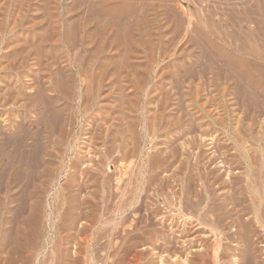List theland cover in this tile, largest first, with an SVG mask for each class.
<instances>
[{"label": "rangeland", "instance_id": "374dc122", "mask_svg": "<svg viewBox=\"0 0 264 264\" xmlns=\"http://www.w3.org/2000/svg\"><path fill=\"white\" fill-rule=\"evenodd\" d=\"M4 135L10 143L8 149L2 146ZM32 152L38 160L31 157ZM0 158V164L7 161L9 168H0V227L9 230L3 235L0 232V245L5 243L2 237L10 245L0 248V264H57L55 257L60 254L69 255L67 259L85 249L56 228H60V216L68 207L62 200L67 198L64 190L70 175L74 176V170L81 174L86 167L92 186L80 199L93 197L92 201L89 198L93 202L97 196L101 201L104 194L116 190L120 178V186L127 182L125 191L130 187L126 192L121 189L127 198L141 190L139 202L145 208L137 218L152 219V223L148 220L138 225L144 230L131 240L134 245L131 241L128 245L135 250L123 244L128 252L122 246L126 233L118 235L121 241L109 236L116 213L106 206L99 209L101 203L99 208L91 206L94 211L87 220L95 221L83 222L94 226L93 230L102 227L107 234L96 246L101 252L94 247L95 261L87 264H201V257L210 260L207 264H232L241 257L238 246L245 245L244 237L240 239L243 229L250 228L264 241V221L257 224L253 220L257 212L264 220V210L260 209L264 208V0H0ZM107 165L110 171L104 170ZM126 171L129 179L123 175ZM102 181L113 188H101ZM232 190L237 192L235 197ZM108 194L104 198H109ZM224 199L234 201L240 213L234 210L227 214L231 202L226 206ZM103 211L101 226L95 217ZM232 213L240 216L236 219ZM136 216H130V225ZM32 217L38 222L35 227L29 223ZM90 234L91 229L84 237ZM158 236L172 244L161 242ZM256 236L252 238L257 245L253 243L254 251L260 248L261 253L254 252V261L249 255L243 264L250 260L264 263V242ZM111 240L118 246L117 253L110 248ZM217 245L219 253L222 249L228 252L226 258L224 251L223 256L213 254ZM175 247L180 248L175 251ZM81 254L77 256L80 260ZM177 256L180 261L175 260ZM83 262L71 264H86Z\"/></svg>", "mask_w": 264, "mask_h": 264}, {"label": "bare ground", "instance_id": "6f19581e", "mask_svg": "<svg viewBox=\"0 0 264 264\" xmlns=\"http://www.w3.org/2000/svg\"><path fill=\"white\" fill-rule=\"evenodd\" d=\"M236 8V7H235ZM261 8V7H260ZM248 12V11H247ZM239 13V12H238ZM189 16V15H188ZM185 17V16H184ZM191 15H190V17L188 18V27H189V30H190V28H191V25H192V21H191ZM195 18V17H194ZM179 28V27H178ZM184 29V28H183ZM178 30V29H177ZM188 34V33H187ZM260 86V85H259ZM254 88H255V86H254ZM224 89V88H223ZM262 89V88H261ZM243 91V90H242ZM258 96V95H257ZM262 97V96H261ZM246 101V100H245ZM56 103H58V102H56ZM215 103V102H214ZM49 107V106H48ZM40 108V107H39ZM47 110H49V109H47ZM261 110V109H260ZM42 111V110H41ZM46 111V110H45ZM252 111V110H251ZM43 112V111H42ZM45 113V112H44ZM258 113V112H257ZM262 113H263V111H262ZM41 114V113H40ZM46 114V113H45ZM56 118V117H55ZM41 123V122H40ZM45 126V125H44ZM107 130V129H106ZM49 133V132H48ZM62 133V132H61ZM13 134V133H12ZM19 134V133H18ZM31 135V134H30ZM51 135V134H50ZM5 136V135H4ZM9 136V135H8ZM27 137V136H26ZM58 137H59V135H58ZM11 138V137H10ZM44 139V138H43ZM14 140V139H13ZM26 140H27V138H26ZM3 141V145L2 146H4V148L6 147L7 149H8V147H9V144L10 143H8V137L7 136H5V138H4V140H2ZM44 141V140H43ZM23 142V141H22ZM13 143V142H12ZM27 143V142H26ZM34 143V142H33ZM61 143V142H60ZM22 145V144H21ZM47 146V145H46ZM28 147V146H27ZM29 148V147H28ZM220 148V147H219ZM52 149V148H51ZM10 150V149H9ZM241 150V149H240ZM262 150V149H261ZM22 152H23V150H22ZM41 152V151H40ZM242 152V151H241ZM244 152V151H243ZM257 152V151H256ZM262 152V151H261ZM13 153V152H12ZM36 153V152H35ZM246 153H247V151H246ZM7 154V153H6ZM25 154H29V152L28 151H26L25 152ZM47 154H50V153H46V155ZM244 155H245V153H243ZM257 154V153H256ZM252 155V154H251ZM263 155V153L261 154V156ZM8 156V155H7ZM7 156H5V157H7ZM14 156V155H13ZM22 156V155H21ZM24 156V155H23ZM28 156V155H27ZM37 155L36 154H34L33 152H32V154H31V157H33V159H37V157H36ZM51 156V155H50ZM106 156V155H105ZM128 156V155H127ZM136 156V155H135ZM257 156H258V154H257ZM9 157V156H8ZM30 157V156H29ZM250 157V156H249ZM22 158V157H21ZM150 158V157H149ZM262 158V157H261ZM3 159V158H2ZM13 159V158H12ZM20 159V158H19ZM64 159V158H63ZM107 159V158H106ZM0 160H1V158H0ZM8 160V159H7ZM24 160H25V157H24ZM38 160V159H37ZM152 160V159H151ZM259 160V159H258ZM261 160V159H260ZM4 161V160H3ZM12 161H14V160H12ZM45 161V160H44ZM82 161V160H81ZM145 161V160H144ZM148 161V160H147ZM168 161V160H167ZM166 161V162H167ZM225 161V160H224ZM7 161H5V163H4V165L2 166V164H0V168L1 167H3V169H5V171H8L9 170V168H8V163H6ZM10 162V161H9ZM15 162V161H14ZM37 162V161H36ZM35 162V163H36ZM41 162V161H40ZM64 162V161H63ZM122 162V161H121ZM150 162V161H149ZM163 162L164 161H162V164H160L161 165V167H163V166H165V164L163 165ZM228 162V161H227ZM11 163H13V162H11ZM18 163V162H17ZM39 163V162H38ZM86 163V162H85ZM99 163V162H98ZM151 163V162H150ZM155 163V162H154ZM156 163H157V161H156ZM159 163V162H158ZM161 163V162H160ZM261 162H259V164H260ZM10 164V163H9ZM43 165H44V163H42ZM76 164H77V162H76ZM79 164V163H78ZM77 164V165H78ZM81 164V163H80ZM130 164H133L132 163V160H131V163ZM134 164H136V163H134ZM133 164V165H134ZM219 164V163H218ZM252 164V163H251ZM264 164V163H263ZM11 165V164H10ZM9 165V166H10ZM18 165V164H17ZM16 165V167L19 169V167ZM19 165H21V163H19ZM23 165V164H22ZM125 165V164H124ZM133 165H132V168H133ZM157 165V164H156ZM156 165L154 166V167H156ZM163 165V166H162ZM166 165H167V163H166ZM224 165H225V163H224ZM73 166H75V164H73ZM82 165H80L79 167L80 168H82L81 167ZM104 166V165H103ZM108 166V165H107ZM137 166V165H136ZM148 166H150V165H148ZM147 166V167H148ZM152 166V165H151ZM252 166V165H251ZM259 166V165H258ZM23 167V166H22ZM25 167V166H24ZM30 167V166H29ZM33 167V166H32ZM35 167V166H34ZM63 167V166H62ZM93 167V166H92ZM106 167V166H105ZM109 167V166H108ZM127 168H128V166H126ZM134 167H135V165H134ZM146 167V168H147ZM159 167V166H158ZM7 168H8V170H7ZM13 168V167H12ZM75 168V167H74ZM78 168V167H77ZM77 168H75V169H77ZM87 168V167H86ZM84 169L83 171H82V173H81V171H79V173H81V174H78V173H76L77 172V170L75 171L74 170V172H75V174H77V175H75L74 174V176L71 174L70 176H71V178H70V183L67 185V188H65V192H67L68 191V194H66V199H64V200H62V201H65V203H66V205L68 206L67 207V209H66V212H62L63 214L60 216V218H61V222H60V224H59V227L60 228H56V230L57 231H59V232H67L69 235V237H68V239H73V240H77L78 241V245L80 246V247H82V246H84V250L87 252V253H85L84 252V250H79V252L77 251V252H75V256H71V257H69V258H67L66 259V257H68V256H64V257H60V255H59V258H58V256L57 257H55L56 258V260H58L61 264H62V262L64 263V262H66L67 261V263H68V261H70V264L73 262V263H78L79 261H84L83 263H88V262H90L93 258H95V257H92V255H94V254H92V252H94L92 249H94L95 250V248L94 247H96L97 245H99V243H100V241L102 240V239H105L104 238V236L103 235H105V234H107V233H103L104 231L103 230H105V229H103L102 227H99V228H95V230H93V227H91V226H89L88 227V225H86L87 223L85 222H83L84 221V219H88V218H90V217H92V215L90 214L91 212L93 213V211L94 210H92L91 209V206H97V208H99L98 207V204L99 203H101V204H103V206L101 205V207L99 208V209H103V208H106V207H108V210L110 211V209L111 210H113V212L114 213H116V215H115V218L113 219V220H111V222L113 221V223H111V224H108V225H111V227H112V229H111V232H109L110 234H109V236L110 237H112V238H115V236H117L118 237V235H120V233L122 232V233H126V234H124L125 236L123 237V239L125 240V242H123L122 243V246H123V244H125V246H128V245H130L129 243H130V241L131 240H136V233L137 232H139V231H143L144 229L143 228H141V227H139L138 225H140V223L142 222V224L143 223H147V221L149 220V217H147V216H144V219H143V217L142 216H140V217H142V218H137L138 217V214L137 213H139V212H142V207H144L143 206V204L142 203H140L139 202V193L141 192V190L139 191V190H137V189H135V190H137V192H134V193H131V191L129 192V193H131L130 195L127 193V195H129L128 196V198L126 197V191H129V189H130V187L128 188V190H126L125 191V189H126V187H123V186H125V184L127 183V182H124L126 179H123L124 181V185L123 186H120V182H122V180L119 178V180H117V184H116V190L115 191H120V194L121 195H119L117 192H115V191H113L112 189V191H110V192H112V193H110V194H108L107 192V194H108V197L109 198H104L105 197V195L107 196V194H101V195H103L102 197H101V201L99 200V201H97V199H99V197H97V196H95V198L93 199V200H95L96 201V203H94L95 201H93V202H91L92 201V198H90V200H89V198H84V199H80V197H82V193L85 191L86 192V190L88 189V188H90L91 189V186L92 185H89V183H88V180H87V178H88V176H87V169ZM112 168V167H111ZM124 168V167H123ZM125 169V170H129V168L128 169ZM132 168H131V171H132ZM137 168V167H136ZM139 168V167H138ZM148 168H150V167H148ZM147 168V169H148ZM157 168V167H156ZM221 168H223V167H221ZM260 168V167H259ZM258 168V169H259ZM261 168H264V167H261ZM10 169H11V167H10ZM15 169V168H14ZM20 169H21V167H20ZM39 169H40V167H39ZM83 169V168H82ZM82 169H80V170H82ZM106 169H108L109 171H110V167L109 168H105L104 170H106ZM152 169V168H151ZM22 170V172H23V169H21ZM41 170V169H40ZM43 170H45L44 168H43ZM56 170V169H55ZM60 170V169H59ZM86 170V171H85ZM90 170H91V168H90ZM102 170V169H101ZM153 170H156L157 171V169H153ZM263 170V172H264V169H262ZM2 171V170H1ZM46 171V170H45ZM95 171V170H94ZM103 171V170H102ZM109 171H107V173H109ZM133 171H135L134 169H133ZM132 171V172H133ZM220 171V170H219ZM258 171V170H257ZM35 172V171H34ZM42 172V171H41ZM47 172V171H46ZM53 172H55V171H53ZM52 172V173H53ZM65 172V171H64ZM104 172V171H103ZM123 172V171H122ZM121 172V173H122ZM145 172V171H144ZM146 172H148V171H146ZM151 172H153V171H151ZM247 172V171H246ZM255 172V171H254ZM253 172V173H254ZM262 172V174H264ZM67 173V172H66ZM137 173V172H136ZM135 173V174H136ZM139 173V172H138ZM154 173V172H153ZM8 174H11L10 172L8 173ZM37 174V173H36ZM35 174V175H36ZM99 174H101L102 175V173H98V176H99ZM112 174V173H111ZM110 174V175H111ZM123 174V173H122ZM121 174V175H122ZM127 174H128V171H126L123 175L126 177L127 176ZM135 174H133V175H135ZM140 174V173H139ZM145 174V173H144ZM147 174V173H146ZM145 174V175H146ZM149 174V173H148ZM151 174V173H150ZM247 174V173H246ZM250 174V173H249ZM259 173H257L256 175H258ZM262 174H260V176L262 175ZM7 175V174H6ZM49 175V174H48ZM60 175V174H59ZM90 175V174H89ZM108 175V174H107ZM122 175V176H123ZM130 175H132V174H130ZM132 175V176H133ZM140 175H142V174H140ZM228 175V174H227ZM1 176V175H0ZM9 176V175H8ZM11 176V175H10ZM41 176V175H40ZM91 176H93V175H90V177L89 178H92ZM97 176V177H98ZM131 176V177H132ZM136 176H139V175H137L136 174ZM209 176V175H208ZM260 176H254L253 175V177H255V178H260ZM264 176V175H263ZM263 176H261L262 178H263ZM37 177V176H36ZM105 177V176H104ZM108 177V176H107ZM107 177H105L106 179L105 180H107L108 178ZM124 177V178H125ZM134 177V176H133ZM141 178H142V176H140ZM144 177V176H143ZM230 177V176H229ZM246 177V176H245ZM2 178V177H1ZM12 178V177H11ZM29 178V177H28ZM96 178V177H95ZM95 178H93V181L92 182H94L95 183V181L97 180H95ZM111 178V176L109 177V180H111L110 179ZM126 178H128L129 179V176H127ZM138 178V177H137ZM217 178V177H216ZM247 179H248V175H247V177H246ZM252 178V177H251ZM14 179V178H13ZM18 179V178H17ZM33 179V178H32ZM39 179V178H38ZM69 179V178H68ZM86 179V180H85ZM133 179V178H132ZM136 179V177L133 179V180H135ZM220 179V178H219ZM231 179V178H230ZM235 179H236V177H235ZM239 179V178H238ZM253 179V178H252ZM252 179H250V180H252ZM27 180V179H26ZM90 180V179H89ZM92 180V179H91ZM95 180V181H94ZM104 180V181H105ZM131 180V179H130ZM141 180V179H140ZM147 180H148V178H147ZM149 180H153V179H150L149 178ZM208 180V179H207ZM227 180V179H226ZM229 180V179H228ZM240 180V179H239ZM69 181V180H68ZM104 181H102V186H100L101 188H111L112 186V184H111V182H110V186L111 187H109V185L108 186H105L107 183V181L105 182V183H103ZM127 181V180H126ZM136 182H138L137 180H135ZM134 181V182H135ZM154 181V180H153ZM222 181V180H221ZM231 181V180H230ZM230 181H227V184L229 185L230 184ZM234 181V180H233ZM240 181H243V180H240ZM239 181V182H240ZM246 181V180H245ZM262 181H264V180H262ZM97 182V181H96ZM133 182V183H134ZM143 182V181H142ZM238 182V181H237ZM244 182V181H243ZM242 182V183H243ZM249 182V181H248ZM253 182H255L254 180H253ZM258 182V181H257ZM259 182H261V180L259 181ZM101 183V182H100ZM132 182H130V184H131ZM132 183V184H133ZM149 183V182H148ZM225 183H226V181H225ZM232 183V182H231ZM234 183V182H233ZM236 183V182H235ZM246 184H247V181L245 182ZM245 183H243V184H245ZM251 183V182H250ZM24 184V183H23ZM29 184V183H28ZM96 184V183H95ZM103 184H105V185H103ZM129 184V183H128ZM129 184V185H130ZM137 184V183H136ZM138 184H139V182H138ZM137 184V185H138ZM152 185H153V183H151ZM238 184V183H237ZM249 184V183H248ZM254 184H256V182L254 183ZM260 184V183H259ZM259 184L257 183V185L256 186H259ZM11 185H12V183H11ZM14 185V184H13ZM25 185V184H24ZM142 185V187L143 188H145L147 185H146V183H145V187L143 186V184H141ZM140 185V186H141ZM148 185H150V184H148ZM174 185V184H173ZM222 185V184H221ZM226 185V184H225ZM241 185V184H240ZM253 185V184H252ZM252 185H251V187H252ZM261 185H263V184H261ZM260 185V186H261ZM9 186V185H8ZM98 186V185H97ZM126 186H128V185H126ZM135 186V185H134ZM134 186H132V187H134ZM139 186V188L141 189V187ZM223 186H224V184H223ZM232 186H235L234 184L232 185ZM249 186H250V184H249ZM249 186L248 187H246V188H248V190H249ZM255 186V185H254ZM264 186V185H263ZM123 187V188H122ZM131 187V190L133 189ZM244 187V186H243ZM16 188V187H15ZM24 188V187H23ZM92 188H94V186L92 187ZM97 188H99V187H97ZM113 188V187H112ZM135 188V187H134ZM142 188V190H144ZM147 188H151V186H147ZM191 187L189 186L188 187V190L190 189ZM230 188V187H229ZM233 188H235V187H232V189ZM253 188V187H252ZM251 188V189H252ZM258 188V187H257ZM257 188H255V190L257 189ZM263 189H264V187H262ZM261 187H260V189H262ZM9 189V188H8ZM8 189H6V190H8ZM17 189V188H16ZM43 189V188H42ZM103 189H100L101 191L103 190ZM121 189H123L125 192H123V191H121ZM146 189V188H145ZM236 189L237 188H235L234 190L236 191ZM240 189H242V187L240 188ZM14 190V189H13ZM147 191H148V189H146ZM187 190V191H188ZM231 190V189H230ZM237 190H239V189H237ZM246 190V189H245ZM254 190V189H253ZM254 190V191H255ZM47 191V190H46ZM60 191H62V190H60ZM64 191H63V194H64ZM105 190H103V192H104ZM134 191V190H133ZM138 191H139V193H138ZM147 191H145V192H147ZM190 191V190H189ZM188 191V192H189ZM233 191V190H232ZM232 191H230L231 193H232ZM235 191H233L234 192V197H235V195L237 194V192H235ZM260 191V190H259ZM27 192V191H26ZM91 192V191H90ZM93 192V191H92ZM92 192H91V195H92ZM187 192V193H188ZM256 192L258 193V191L256 190ZM99 193V192H98ZM105 193V192H104ZM190 193V192H189ZM200 193V192H199ZM209 193V192H208ZM236 193V194H235ZM250 193V192H249ZM260 193V192H259ZM261 193H262V190H261ZM263 193H264V191H263ZM263 193H262V195H263ZM59 194V193H58ZM61 194V193H60ZM143 194V193H142ZM141 194V195H142ZM192 194H194V193H192ZM228 194V193H227ZM227 194H226V196H227ZM233 194V193H232ZM240 194V193H239ZM242 194V193H241ZM244 194V193H243ZM241 195V196H245V195ZM252 194V193H251ZM145 195H146V193H145ZM187 195H189L190 196V194H187ZM199 195V194H198ZM198 195H196V196H198ZM253 195H254V193H253ZM257 195V194H256ZM65 196V195H64ZM90 196V195H89ZM94 196V195H93ZM184 196V195H183ZM195 196V195H194ZM200 196V195H199ZM198 196V197H199ZM208 196V195H207ZM206 196V197H207ZM255 196V195H254ZM253 196V197H254ZM110 197H111V199H110ZM171 197V196H170ZM181 197V196H180ZM187 197V196H186ZM228 197H230L229 196V194H228ZM233 197V198H234ZM237 197V196H236ZM251 197V196H250ZM261 197V196H260ZM97 198V199H96ZM125 198H127V199H125ZM189 198L190 197H187V199H188V201H189ZM192 198V197H191ZM200 198V197H199ZM199 198H197V200L199 199ZM210 198V197H209ZM213 198V197H212ZM232 198V195H231V197H230V199H233ZM238 198V197H237ZM256 198V197H255ZM261 198H263V197H261ZM259 199L258 198V200H259V202L262 200V199ZM5 199V198H4ZM141 199V198H140ZM148 199V198H147ZM181 199V201H182V198H180ZM184 199V198H183ZM228 199V198H227ZM230 199H229V202L227 201V200H225L226 201V203L228 202V203H230L231 201H230ZM241 199H243L244 200V198L243 197H241ZM264 199V198H263ZM29 200V199H28ZM141 200H145V198H143V199H141ZM186 200V199H185ZM191 200V199H190ZM201 200V199H200ZM188 201H184L183 203H186V202H188ZM213 201V200H212ZM215 201V200H214ZM223 201V200H222ZM224 201V202H225ZM233 201V200H232ZM234 201H235V198H234ZM234 201L233 202H231V205H229V206H231V210H229V211H225L227 214H230V212H235V211H237V212H239L240 213V211H238L237 209H236V206H237V204H235L234 203ZM240 202V197H239V199L238 200H236V203L237 202ZM252 201H253V199H252ZM257 200H255V204L256 205H259L258 204V202H256ZM1 202V201H0ZM3 202V201H2ZM145 202V201H144ZM262 202V201H261ZM260 202V204L261 205H263L262 203L264 202H262L261 203ZM7 203V202H6ZM140 203V204H139ZM193 203V202H192ZM199 203V202H198ZM214 203H216V201L214 202ZM228 203L226 204V206H228ZM243 205V209H244V203H245V201L243 202H241ZM252 203H254V202H252ZM9 204V203H8ZM27 204V203H26ZM93 204V205H92ZM146 204H147V201H146ZM188 203H186V205H187ZM196 204H197V202H196ZM195 204V205H196ZM254 204V205H255ZM10 205V204H9ZM25 205V204H24ZM61 205V204H60ZM183 205V204H182ZM186 205H184V206H186ZM195 205H193V206H195ZM214 205H216V204H214ZM253 205V206H254ZM27 205H25V207H26ZM65 206V205H64ZM106 206V207H105ZM190 206H192V204L190 205ZM190 206H189V208H190ZM199 206V205H198ZM216 206H218V205H216ZM225 205H224V207H226ZM260 206V205H259ZM264 206V205H263ZM24 207V208H25ZM89 207H90V209L91 210H89ZM200 207V206H199ZM199 207H197V208H199ZM222 207V206H221ZM224 207H222L223 209H224ZM238 208H239V206H237ZM256 207V206H255ZM254 207V208H255ZM34 208V207H33ZM94 208V207H93ZM145 208V207H144ZM143 208V209H144ZM182 208V207H181ZM180 208V209H181ZM186 208H188V207H186ZM228 208V207H227ZM227 208H226V210H227ZM240 208H241V204H240ZM251 208V207H250ZM21 209V208H20ZM146 209H148V208H146ZM145 209V210H146ZM192 209H194L193 207H192ZM196 209V208H195ZM202 209V208H201ZM211 209V208H210ZM222 209V210H223ZM262 211L264 210V208L262 209V208H260ZM259 208H258V210L259 211H261ZM34 210H35V208H34ZM61 210V209H60ZM64 210V209H63ZM107 210V209H106ZM108 210H107V212H108ZM196 210H199V209H196ZM221 210V211H222ZM235 210V211H234ZM257 210V209H256ZM26 211V210H25ZM156 210H154L153 212H155ZM182 211V210H181ZM200 211V210H199ZM202 211H204L203 209H202ZM244 211V210H243ZM252 211V210H251ZM255 211V210H254ZM22 212V211H21ZM112 212V213H113ZM146 212H147V210H146ZM148 212H150L149 210H148ZM147 212V213H148ZM152 212V211H151ZM152 212V213H153ZM159 212V211H158ZM184 212V211H183ZM223 212H224V210H223ZM224 212V213H225ZM253 212V211H252ZM25 213V212H24ZM57 213V212H56ZM105 213V211H103V212H101L100 213V217L98 218V217H95V219L97 218V219H99V221H97V224H100L101 226H103L102 225V223H101V221L103 222V220H101L102 219V215ZM200 213H201V211H200ZM244 213H246V212H244ZM142 214V213H141ZM140 214V215H141ZM197 214H198V212H197ZM225 215V216H227L228 217V215ZM235 214V213H234ZM256 214V213H255ZM257 214L259 215V213L257 212ZM134 215H137L136 216V219L134 220V221H132L131 222V225L129 224V222H128V220L129 221H131L130 219H133V217H134ZM153 215V214H152ZM151 215V216H152ZM200 215V214H199ZM222 215H224V214H222ZM231 215H233V213L231 214ZM239 214H237V215H233V216H235L236 217V219H237V216H238ZM245 215V214H244ZM258 215H256V218H255V216H254V213L251 215V216H254V218L255 219H253V220H255V222L257 223V224H261V222H260V220L263 222L264 220H262V216H261V218H259L260 216H258ZM261 215V214H260ZM21 216V215H20ZM95 216H97V215H95ZM114 216V215H113ZM130 216H133V217H131L130 218ZM153 216H155V215H153ZM182 216V215H181ZM240 216V215H239ZM242 216V215H241ZM247 216V215H246ZM145 217H147L146 219H145ZM200 217V216H199ZM218 218L219 217H221L220 215L219 216H217ZM248 217V216H247ZM130 218V219H129ZM135 218V217H134ZM180 218V217H179ZM184 218H186V217H184ZM218 218H217V221H216V223L220 220H218ZM232 218V217H231ZM239 218V217H238ZM242 218V220H244L243 219V217H241ZM246 218V217H245ZM259 218V219H258ZM264 218V217H263ZM50 219V218H49ZM57 219V218H56ZM163 219V218H162ZM174 219V218H173ZM182 219V218H181ZM198 219H201V218H198ZM197 219V220H198ZM236 219H235V222H236ZM94 220V219H93ZM93 220H90V221H93ZM152 220V219H151ZM151 220H149L150 222H151ZM216 220V219H215ZM226 220H227V218H226ZM234 220V219H233ZM238 220H240V218L238 219ZM249 220H251L252 221V218L251 219H249ZM249 220L247 221V223L248 224H250L251 222H249ZM4 221V220H3ZM60 221V220H59ZM83 222L84 223V226L83 227H80L78 230H76V228H78L77 227V224H79V222ZM88 222H90L89 220H87ZM95 221V220H94ZM109 221H110V219H109ZM145 221V222H144ZM179 221H181V220H179ZM223 221V220H222ZM222 221H221V223H222ZM105 222V221H104ZM126 222H127V224H129L130 225V227H129V225H125L126 224ZM192 222V221H191ZM241 222V221H240ZM246 222V221H245ZM253 222V221H252ZM32 226L34 225V227H35V225H37L38 224V222H37V224H36V220H35V218L34 217H32L31 218V220H30V222H29ZM92 223H94V222H92ZM91 223V224H92ZM106 223V222H105ZM134 223V224H133ZM152 223V222H151ZM187 223V222H186ZM219 223V222H218ZM230 223V222H229ZM239 223V222H238ZM238 223H234V224H237V226L239 225ZM243 224H245V225H247V223H244V222H242ZM254 223V222H253ZM255 223V224H256ZM29 224V228L31 229L32 227H30L31 225ZM95 224V223H94ZM93 224V225H94ZM96 224V225H97ZM173 224V223H172ZM175 224V223H174ZM184 224V223H183ZM202 224V223H201ZM264 224V223H263ZM262 224V225H263ZM149 225V224H148ZM220 227L222 226L220 223L218 224ZM224 225V224H223ZM230 225H233V224H230ZM127 227V228H129V230H127V229H124V227ZM141 226H143V225H141ZM145 226V225H144ZM147 226V225H146ZM150 227H152V225H149ZM154 226H156V225H154ZM175 226V225H174ZM233 226H235V225H233ZM241 228H243V226H241V225H239ZM37 227V226H36ZM57 227V226H56ZM88 227V228H87ZM172 227V226H171ZM179 227V226H178ZM231 227V226H230ZM239 227V228H240ZM260 227H262V226H260ZM28 228V229H29ZM110 228V227H109ZM147 228H149V227H147ZM155 228V227H154ZM184 228H185V226H184ZM214 228V227H213ZM240 228V229H241ZM257 228H258V226H257ZM263 228H264V226H263ZM0 232H1V235H3V234H6V232H9V230L8 231H4L3 229H2V227H0ZM29 229V230H30ZM36 229V228H35ZM90 229H91V234L90 235H88V236H85L84 237V235L88 232V231H90ZM173 229V228H172ZM186 229V228H185ZM188 229V228H187ZM185 230V233H186V231L188 232V230ZM232 229V228H231ZM240 229H238L239 231H240ZM246 229H248V230H246ZM252 230H253V227L251 228ZM256 229V228H255ZM255 229H254V231H255ZM31 230H34V229H31ZM73 230H75V233L74 234H72L71 233V231H73ZM182 230V229H181ZM244 231H243V233L240 235V239H242V237H244V243H245V245L243 246V245H241V246H238V247H241L240 248V250L239 251H241V253H243L242 255H241V253H239L238 252V254H239V256H241V257H238V258H235L234 259V262L232 263V264H243V262H245V260L244 259H246L249 255L251 256V257H253V261H254V259L256 260V256H255V253L254 252H257V253H261V252H258L259 251V249H258V251H254V249H255V246L253 247V243H254V245H256L255 244V242H253V240H252V238H253V236H256L255 234L257 233H254L253 231H251L250 230V228H248V227H246L245 229H243ZM156 231V230H155ZM154 231V232H155ZM158 231V230H157ZM156 231V232H157ZM173 231V230H172ZM171 231V232H172ZM183 231V230H182ZM181 231V232H182ZM235 231H237V230H235ZM241 231H242V229H241ZM256 231H258L259 232V229L258 230H256ZM261 231V230H260ZM106 232V231H105ZM218 232V231H217ZM223 232L224 231H222L220 234H223ZM263 232V231H262ZM158 233V232H157ZM160 234H161V231L159 232ZM163 234L165 233V231H163L162 232ZM169 233H170V231H169ZM183 233V232H182ZM181 233V234H182ZM260 234H261V232H259ZM258 233V234H259ZM62 234V233H61ZM165 234H167V233H165ZM175 234V233H174ZM174 234H172V236L174 235ZM179 234V233H178ZM212 234V233H211ZM218 234V233H217ZM225 234V233H224ZM238 234V233H237ZM252 234H253V236H252ZM264 234V233H263ZM8 235V234H7ZM7 235H6V237H7ZM142 235V234H141ZM141 235H140V237L139 238H141ZM157 235V234H156ZM159 235V234H158ZM219 235V234H218ZM226 235V234H225ZM16 236H17V234H16ZM19 236V235H18ZM106 236V235H105ZM139 236V235H138ZM143 236L144 235H142V238H143ZM146 236V235H145ZM148 236V235H147ZM150 236V235H149ZM148 236V237H149ZM171 236V235H170ZM185 236H187V234L185 235ZM152 237V236H151ZM150 237V238H151ZM154 237V236H153ZM152 237V238H153ZM158 237H160V236H158ZM158 237H157V240L158 241H160L161 240V242H164L165 244H167V243H169L170 242V240H167L165 237L162 239L161 237V239L159 240L158 239ZM163 237V236H162ZM182 237V236H181ZM223 237V236H222ZM237 237V236H236ZM262 237V236H261ZM112 238H110V239H112ZM119 238V237H118ZM121 238V237H120ZM119 238V239H120ZM126 238H128V239H126ZM230 238V237H229ZM232 238H234V237H232ZM232 238H230V239H232ZM238 238V237H237ZM256 238H259V237H257L256 236ZM62 239V238H61ZM60 239V240H61ZM64 239V238H63ZM117 239V238H116ZM115 239V240H116ZM138 239V238H137ZM154 239V238H153ZM171 239V238H170ZM239 239V238H238ZM238 239H235V240H238ZM240 239H239V242H240ZM1 240V239H0ZM114 240V239H113ZM113 240H111L110 242H112V244L111 245H113L112 247H110V248H112V250L113 249H115L114 250V252L115 253H117V250H118V246L116 245V243L115 244H113ZM145 240V239H144ZM146 240H147V238H146ZM151 240V239H150ZM180 240V239H179ZM182 240V239H181ZM243 240V239H242ZM255 241H256V239H254ZM260 240H262L261 238H259V241ZM2 241L3 242H5L4 243V245L3 244H1L0 245V248H3V247H5L6 248V245H9L8 243H7V240L5 241L4 240V238L2 237ZM12 242H13V240H11ZM62 241V240H61ZM64 241V240H63ZM62 241V242H63ZM76 241V242H77ZM108 241H109V237H108ZM120 241H121V239H120ZM148 241V240H147ZM153 241H155V240H152V242ZM222 241V240H221ZM230 241V240H229ZM258 241V240H257ZM259 241L257 242L258 244H260L259 243ZM16 242H17V240H16ZM75 242V243H76ZM102 242V241H101ZM132 242V241H131ZM151 242V243H152ZM172 242H174V241H172ZM176 242V241H175ZM235 242V241H234ZM264 241L262 240V243H263ZM10 243V242H9ZM32 243H34V242H32ZM73 243V242H72ZM153 243H155L156 245H157V242H153ZM171 243V242H170ZM179 243H180V241H179ZM219 244H220V246H221V244L222 243H220V242H218ZM77 244H75V245H77ZM104 244H106V243H104ZM119 244L121 245V243L119 242ZM132 244L134 245V243L132 242ZM138 244V243H137ZM172 244V243H171ZM169 245V246H171V248L173 249V247H172V245ZM218 244V245H219ZM240 244V243H239ZM13 245V244H12ZM32 245V244H31ZM47 245V244H46ZM101 246H102V244H100ZM111 245H108V248H109V246H111ZM119 245V247H122V246H120ZM132 245V246H133ZM136 245V244H135ZM156 245L154 246V247H156ZM158 245H159V243H158ZM168 245V244H167ZM166 245V248L167 247H169V246H167ZM178 245V241H177V243L175 244V246H177ZM218 245H217V249H214V253H213V249H212V253L213 254H216V252H218L217 250H219V248L221 249V247H218ZM262 245H264V244H262ZM10 246V245H9ZM33 246V245H32ZM116 246H117V248H116ZM125 246H123V248L125 247ZM131 246V245H130ZM130 246H128L130 249H132V248H134V247H130ZM137 246V245H136ZM159 246H161V245H159ZM237 246V245H236ZM235 246V247H236ZM257 246V245H256ZM34 248H35V246H33ZM128 247H125V249H127ZM158 247V246H157ZM165 247V246H164ZM164 247H162L163 249H165ZM234 247V248H235ZM237 247V248H238ZM259 247V246H258ZM261 247V246H260ZM79 248V247H78ZM101 248V247H100ZM122 248V250H124ZM176 248V250L175 251H178L179 249L178 248H180V247H175ZM216 248V247H215ZM233 248V249H234ZM236 248V249H237ZM262 248V250H263V247H261ZM97 249H99V248H97L96 247V250ZM102 249H103V247H102ZM169 249H170V247H169ZM171 249V250H172ZM178 249V250H177ZM211 249V248H210ZM228 249V248H227ZM11 250V249H10ZM27 250V249H26ZM77 250V249H76ZM105 250H106V248H105ZM109 250V249H108ZM134 250H135V248H134ZM167 250V249H166ZM165 250V251H166ZM170 250V252H172ZM174 250H173V252H174ZM209 250V249H208ZM208 250H205L206 252H208ZM231 250H232V248H231ZM5 251V250H4ZM15 251H17V250H15ZM35 251V250H34ZM36 251H38V250H36ZM97 251H100V250H97ZM96 251V252H97ZM110 251V250H109ZM126 251V250H125ZM127 251H128V249H127ZM132 251V250H131ZM198 251H200V250H198ZM224 251V249H222V251L221 252H223ZM227 251V250H226ZM237 251V250H236ZM1 252V251H0ZM6 252V251H5ZM20 252V251H19ZM84 252V254L86 255L85 257L83 256V254H81V253H83ZM101 252V251H100ZM105 252V251H104ZM107 252V251H106ZM113 252V253H114ZM128 252H130V251H128ZM173 252H172V254H173ZM211 252V251H210ZM217 253L218 255L219 254H222V253ZM225 252V251H224ZM230 252V251H229ZM233 252V251H232ZM235 252V251H234ZM262 252H264V251H262ZM103 253V252H102ZM114 253V254H115ZM181 253H183V252H181ZM228 252H225V253H223L224 254V257H225V254H227ZM256 253V254H257ZM25 254V253H24ZM79 254H81V256H83V257H81V260H80V258H78L77 256L79 255ZM97 254V253H96ZM137 254V253H136ZM140 254V253H139ZM175 254V253H174ZM207 254V253H206ZM223 254L221 255V256H223ZM230 254V253H229ZM235 254H236V252H235ZM264 254V253H263ZM20 255V254H19ZM27 255H29V254H27ZM63 255V254H62ZM97 255H100V254H97ZM118 255V254H117ZM165 255V254H164ZM176 255V254H175ZM184 255V254H183ZM189 255V254H188ZM218 255H216L217 257H218ZM228 255V254H227ZM39 256V255H38ZM80 256V255H79ZM110 256V255H109ZM127 256V255H126ZM135 256V255H134ZM141 256V255H140ZM139 256V257H140ZM197 257H201L202 256V254H200L199 256L198 255H196ZM204 256V255H203ZM209 256H211V255H209ZM235 256V255H234ZM99 257V256H98ZM101 257V256H100ZM111 257V256H110ZM113 257V256H112ZM164 257V256H163ZM173 257V256H172ZM180 257V256H179ZM182 257V256H181ZM180 257V258H181ZM187 257V256H186ZM199 257V258H200ZM204 257H206V256H204ZM211 257H213L214 258V256H211ZM220 257V256H219ZM82 258L84 259V260H82ZM97 258V257H96ZM104 258V257H103ZM136 258V257H135ZM141 258V257H140ZM177 258H178V256H177ZM177 258H175V260L176 261H180L179 260V258L177 259ZM226 258V257H225ZM234 258V257H233ZM262 257H260L259 256V260L261 259ZM37 259V258H36ZM138 259V258H137ZM142 259V258H141ZM186 259H188V258H186ZM186 259H185V261H186ZM201 259H202V262L200 261V263L202 264L203 262H204V264H207L208 262L206 261L207 259L206 258H202L201 257ZM216 259V258H215ZM214 259V260H215ZM248 259H252V258H248ZM90 260V261H89ZM174 260V261H175ZM200 260V259H199ZM242 260H243V262H242ZM258 259H257V261H259ZM264 260V259H263ZM92 261H95V259L94 260H92ZM91 261V262H92ZM137 261V260H136ZM173 261V260H172ZM174 261H173V263H174ZM175 261V262H176ZM189 261H190V259H189ZM192 261V260H191ZM246 261L248 262V260L246 259ZM262 261V260H261ZM59 262H56L57 264H59ZM207 262V263H206ZM264 262V261H263ZM81 263V262H80ZM177 263V262H176ZM191 264H194L193 263V261L192 262H190ZM260 263V262H259ZM186 264V263H185ZM244 264H246V263H244ZM248 264H254V262H252V260H250V263H248ZM255 264H257V262L255 263ZM262 264V263H261ZM264 264V263H263Z\"/></svg>", "mask_w": 264, "mask_h": 264}]
</instances>
